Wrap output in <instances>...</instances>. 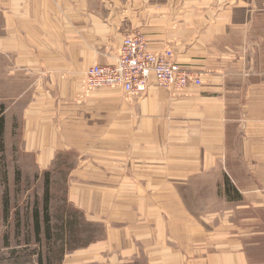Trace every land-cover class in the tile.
<instances>
[{"label": "crops", "instance_id": "crops-1", "mask_svg": "<svg viewBox=\"0 0 264 264\" xmlns=\"http://www.w3.org/2000/svg\"><path fill=\"white\" fill-rule=\"evenodd\" d=\"M132 30L201 85L86 95ZM0 32L35 83L26 150L75 155L68 190L100 231L65 264H264V0H0Z\"/></svg>", "mask_w": 264, "mask_h": 264}, {"label": "rangeland", "instance_id": "rangeland-1", "mask_svg": "<svg viewBox=\"0 0 264 264\" xmlns=\"http://www.w3.org/2000/svg\"><path fill=\"white\" fill-rule=\"evenodd\" d=\"M0 32V264H65V258L96 240L68 190L73 153L38 165L26 150L22 111L34 81L12 70V55Z\"/></svg>", "mask_w": 264, "mask_h": 264}, {"label": "built area", "instance_id": "built-area-1", "mask_svg": "<svg viewBox=\"0 0 264 264\" xmlns=\"http://www.w3.org/2000/svg\"><path fill=\"white\" fill-rule=\"evenodd\" d=\"M120 44L115 63L93 65L85 72L82 89L86 95L108 88L120 89L126 96L137 97L147 91L152 80L169 93L201 85L195 71L175 62L170 48L150 50L141 33L127 32Z\"/></svg>", "mask_w": 264, "mask_h": 264}]
</instances>
